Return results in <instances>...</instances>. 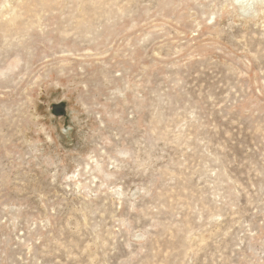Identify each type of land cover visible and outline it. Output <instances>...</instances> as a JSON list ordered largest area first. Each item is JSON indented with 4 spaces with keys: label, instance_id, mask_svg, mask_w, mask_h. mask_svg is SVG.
<instances>
[{
    "label": "rangeland",
    "instance_id": "374dc122",
    "mask_svg": "<svg viewBox=\"0 0 264 264\" xmlns=\"http://www.w3.org/2000/svg\"><path fill=\"white\" fill-rule=\"evenodd\" d=\"M0 264H264V0H0Z\"/></svg>",
    "mask_w": 264,
    "mask_h": 264
},
{
    "label": "water",
    "instance_id": "95a60500",
    "mask_svg": "<svg viewBox=\"0 0 264 264\" xmlns=\"http://www.w3.org/2000/svg\"><path fill=\"white\" fill-rule=\"evenodd\" d=\"M51 112L55 116H64L66 114V104L64 102L52 104Z\"/></svg>",
    "mask_w": 264,
    "mask_h": 264
}]
</instances>
